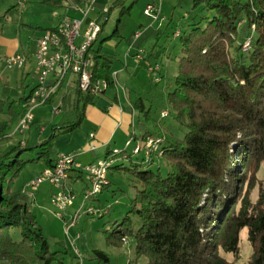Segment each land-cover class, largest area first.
Wrapping results in <instances>:
<instances>
[{"label": "trees", "instance_id": "trees-1", "mask_svg": "<svg viewBox=\"0 0 264 264\" xmlns=\"http://www.w3.org/2000/svg\"><path fill=\"white\" fill-rule=\"evenodd\" d=\"M74 1L81 4L83 0ZM126 2L116 0L108 8L98 38L88 50L93 80L106 81L108 89L117 84L112 74L115 60L103 52V45L122 38L123 18L135 3L127 7ZM200 6L209 15L187 33L178 30L182 57L174 90L167 95L176 122L188 132L183 139L165 135L162 151L171 167L166 176L142 159L130 167L118 163L111 169L131 173L139 188L131 210L113 229L111 236L117 241L109 243L121 247L123 239L132 238L136 258L147 259L146 264H238L240 234L247 228L252 246L247 264H264V181L258 178L264 168V0H194L193 10ZM116 9L120 16L114 30L102 37ZM247 41L250 49L244 52ZM76 92L74 111L65 113L52 127L48 140L0 155V264L62 263L67 254L51 251L27 194L13 191V185L28 162L44 160L53 167L54 140L77 130L86 118V108L106 91L84 94L77 86ZM32 95L10 105L9 120L0 123V142L8 140L14 124L32 108ZM131 105L149 114L142 98ZM147 134L153 133L133 137L142 140ZM28 150H37L38 157L22 160ZM256 188L258 198L253 202ZM130 214L140 221L137 230ZM14 229L20 230V241L13 238ZM221 251L232 254L234 261L224 258ZM89 256L111 261L100 250Z\"/></svg>", "mask_w": 264, "mask_h": 264}, {"label": "rangeland", "instance_id": "rangeland-1", "mask_svg": "<svg viewBox=\"0 0 264 264\" xmlns=\"http://www.w3.org/2000/svg\"><path fill=\"white\" fill-rule=\"evenodd\" d=\"M193 2L194 0H127V7L133 3L134 5L131 13L123 18L122 38L120 41L112 40L103 45V52L112 56L115 60L112 74L119 72L118 77H116L117 84L114 88L108 89L107 98L114 99L117 95L124 98L127 95L132 102L142 98L149 112L146 115L139 110L135 111L136 134L139 137L145 134L146 131H150L153 133L151 136L154 137L165 139V135L171 133L175 138L183 139L188 132L184 126L176 122L174 112L167 102V95L174 90V81L179 72L178 63L182 57L180 38L174 37V33H177L178 30L183 33L189 32L192 29L191 25L199 22L201 17L209 15L208 12L204 11V6L193 10ZM151 3L158 5L162 15L167 18L166 22L161 23V27H159L160 24L152 25V20L144 15V10ZM119 16L120 10H114L105 27L104 37L110 35L114 30ZM140 25H142L141 28ZM142 28L143 30L140 31L145 34L142 33V36L143 34L144 36L137 46L134 44V39L130 41V38L135 36L134 33L138 29ZM131 47L134 50L129 54ZM140 51L143 55L142 60L136 57L140 54ZM151 68L156 71H149ZM33 113L39 120L45 119L46 122L52 120L51 106L50 108L46 106L44 109L35 110ZM147 135L150 136V134ZM22 137V135H18L13 140L1 141L0 153H7L14 147H18L20 141L24 140ZM134 139L137 140V137ZM119 145L121 148L123 147V144ZM37 157V150H28L21 155V159L25 161L35 160ZM141 159L131 157V159L121 160L119 164L130 167L138 160L141 161ZM156 162L151 169L157 172L160 168V173L166 176L171 168L168 158L164 155L160 161ZM44 167V160L26 163L14 182L13 191L23 192L28 190L29 208L36 217L38 225L42 228L51 251H63L67 247L71 253L73 250L70 239L73 238V234L70 233V237L66 235V222L56 216V209L51 204V192L54 193L56 190L49 184L40 185L37 188L30 187V184L38 178ZM258 178L264 181V168L259 171ZM109 181L111 185L104 189L101 194L93 199L86 200L87 206L100 207L108 210L109 213L103 218H98L88 216L82 212L78 217L75 233L77 231L81 235H86L91 250L105 252L111 256V261L108 263L101 262L92 259L89 253H86L84 264H146L147 259L136 258L135 242L132 238L123 239L121 247L109 243L110 241H117V238L114 239L111 234L116 224L121 223L131 210V203L136 196L139 184L131 173L125 171L111 170ZM87 184H89V181L85 175V180L75 186L76 206L81 207L85 201L84 193L80 188L81 186L85 187ZM50 187L52 188L51 192ZM257 198L258 188L251 195L253 202H256ZM130 216L133 228L137 230L140 227V221L132 214ZM20 235L19 229L12 230V236L15 240L20 241ZM240 249L241 254L238 264H247L249 257L252 255V246L247 228L240 234ZM221 255L230 262L234 261L232 254H225L221 251ZM65 261L68 263V258ZM53 264L61 263L55 261Z\"/></svg>", "mask_w": 264, "mask_h": 264}, {"label": "crops", "instance_id": "crops-1", "mask_svg": "<svg viewBox=\"0 0 264 264\" xmlns=\"http://www.w3.org/2000/svg\"><path fill=\"white\" fill-rule=\"evenodd\" d=\"M47 1L29 0L21 4L20 0H0V57L5 59L17 54L26 57V64L22 68L8 67L4 60H0L1 124L9 120L8 110L10 105L12 103L17 105L21 100L31 96L38 84L35 62L36 40L46 31L56 29L65 15L75 18L80 17L76 7L81 4H76L74 0H66L56 5L47 3ZM115 1L97 0L101 7L97 6V13L92 15V18L97 19L102 24L105 11ZM140 30H143V28L138 29L134 34ZM102 37H104V34ZM141 38L136 42L137 46ZM113 74L118 77L119 72ZM50 85H53V78L50 80ZM76 91V78L67 76L62 86L51 96L48 104L31 109L34 116L32 128L23 133L16 131L19 119L8 133V140H13L15 136L22 135L24 140L20 141L18 146L21 150L31 149L48 140L52 133V127L60 121L65 113L74 111ZM107 91L96 99L95 105L86 108V118L77 130L60 135L54 140L50 151V156L54 160L53 165L57 156L61 153L77 155L78 160L83 165L93 164L97 160L105 158L108 152L114 149H124L128 140L131 139V135L136 134V115L131 105L132 101L129 100L127 95L124 98L119 95L114 99L107 98ZM46 106L48 108L51 106L52 120L49 122H46L45 119H40V121L33 113V111L44 109ZM53 107H59L61 113L55 115ZM44 137L45 139H43ZM117 138L119 139L117 140ZM119 144H123V147L121 148ZM2 154L5 153H0V155ZM46 168L48 166L45 163V167L40 171V174ZM84 180L85 176L83 174L72 172L67 185L75 192V186ZM87 185L85 187L81 186L82 192L87 188ZM51 190L50 187V192ZM79 207L74 204L69 208L66 221H69L75 215ZM75 228L76 226L71 228L70 233L73 234L74 239L78 237L77 246L85 256L86 253L88 254L92 250L86 235H81L77 231L75 233ZM62 252L67 254L63 255L61 264L78 263L74 251L70 253L66 247ZM66 258H68V263L65 261Z\"/></svg>", "mask_w": 264, "mask_h": 264}, {"label": "built area", "instance_id": "built-area-1", "mask_svg": "<svg viewBox=\"0 0 264 264\" xmlns=\"http://www.w3.org/2000/svg\"><path fill=\"white\" fill-rule=\"evenodd\" d=\"M28 1L20 0V3L24 4ZM96 4L97 0H83L81 5L76 7L80 15L79 18L65 15L56 29L46 31L36 40L35 62L38 84L30 100L32 108L45 105L69 75L76 78V84L84 94H99L108 90L106 81L93 80L92 59L88 55L89 47L96 42L101 31V24L97 19L92 18V15L97 13ZM144 15L152 20V25L160 24L159 27L162 26L161 23L167 21V18L162 15L160 7L155 3L147 5ZM142 33L144 32L138 31L135 34L134 43L142 37ZM179 35L180 32L178 31L175 37ZM133 47L130 48L129 54ZM249 49L250 41H247L243 51L248 52ZM142 56L140 51V54L136 57L142 60ZM0 60H4L8 67L22 68L26 64V57L21 54L5 59L0 57ZM149 71L155 72L156 70L151 68ZM113 76L116 80L117 75L113 74ZM51 78H53V85H50ZM31 109H29L25 117L20 119L16 131L23 133L30 130L31 125L34 123ZM53 113L55 115L60 114V108L53 107ZM134 138L132 136L128 140L124 149H114L105 158L89 165H83L75 154L61 153L57 156L53 167L46 168L30 184L31 188L49 184L56 190L52 193L51 204L56 209V216L65 220L66 235L68 237H70V229L76 226L78 217L82 212L88 216L98 218H103L109 213L108 210L100 207L87 206L86 200L95 198L105 188L109 187V172L116 164L131 156L142 158L145 165L152 166L164 156V152L161 151V145L164 142L162 137L148 136L145 140H136ZM72 172L86 175L89 184L83 191L85 201L75 215L69 221H66L69 208L74 206L77 200L74 191L67 185ZM27 191L24 190L23 192L27 194ZM77 239L78 237L75 239L71 238L70 242L75 258L78 261L77 264H84V254L77 246Z\"/></svg>", "mask_w": 264, "mask_h": 264}]
</instances>
